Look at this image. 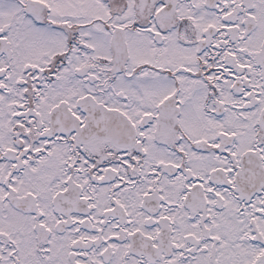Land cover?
Wrapping results in <instances>:
<instances>
[{"label":"snow or ice","instance_id":"snow-or-ice-1","mask_svg":"<svg viewBox=\"0 0 264 264\" xmlns=\"http://www.w3.org/2000/svg\"><path fill=\"white\" fill-rule=\"evenodd\" d=\"M0 264H264V0H0Z\"/></svg>","mask_w":264,"mask_h":264}]
</instances>
